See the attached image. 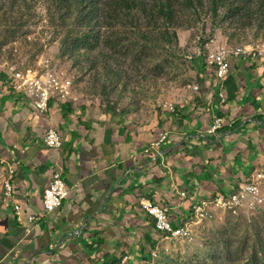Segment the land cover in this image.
Masks as SVG:
<instances>
[{"label":"crops","instance_id":"crops-1","mask_svg":"<svg viewBox=\"0 0 264 264\" xmlns=\"http://www.w3.org/2000/svg\"><path fill=\"white\" fill-rule=\"evenodd\" d=\"M230 76L225 104L215 77L208 78L203 92L175 112L166 107L145 122L95 104L53 102L40 114L0 73V264L141 261L163 240L141 203L168 207L179 226L198 202L229 194L264 171V58L236 59ZM218 118L223 128L210 133ZM49 131L61 137L60 149L46 145ZM54 173L69 193L59 209L43 214Z\"/></svg>","mask_w":264,"mask_h":264},{"label":"rangeland","instance_id":"rangeland-1","mask_svg":"<svg viewBox=\"0 0 264 264\" xmlns=\"http://www.w3.org/2000/svg\"><path fill=\"white\" fill-rule=\"evenodd\" d=\"M46 9L43 1L35 4L30 23L15 37L9 30L2 41L0 31V73L52 74L70 84L64 104L107 106L148 122L169 105L203 92V82L215 73L207 60L219 48L229 51L230 67L236 59L259 52L264 58V16L259 14L252 22L239 15L243 20L184 26L176 40H156L151 34L139 39L100 21L90 43L67 49L63 40L68 22L59 20L60 28L51 27ZM239 49L246 54L235 55ZM261 197L236 213L214 205L205 218L191 213L188 236L162 235L149 256L129 264H256L258 255V264H264V179Z\"/></svg>","mask_w":264,"mask_h":264},{"label":"trees","instance_id":"trees-1","mask_svg":"<svg viewBox=\"0 0 264 264\" xmlns=\"http://www.w3.org/2000/svg\"><path fill=\"white\" fill-rule=\"evenodd\" d=\"M39 1L48 4L51 27L60 28L59 20L68 22L63 40L67 49L81 41L90 43L91 36L101 29L100 21L115 29L125 28L139 39L151 34L156 40H176L179 29L198 22L217 25L225 19L243 20L239 15H247L252 22L258 14L264 16V0H0V31L5 34L2 41L7 31L15 37L30 23ZM233 80L229 74L225 83ZM233 91L236 88L230 86V96ZM258 256L256 264L262 260Z\"/></svg>","mask_w":264,"mask_h":264},{"label":"built area","instance_id":"built-area-1","mask_svg":"<svg viewBox=\"0 0 264 264\" xmlns=\"http://www.w3.org/2000/svg\"><path fill=\"white\" fill-rule=\"evenodd\" d=\"M228 52L226 48L221 47L207 60L208 67L215 71L214 77L219 86L218 100L221 104L227 102L225 80L231 72ZM245 54L246 51L242 49H239L235 53V55ZM258 56L261 57L262 53L259 52ZM5 75L9 88L16 95L21 96L25 101L31 104L40 114L47 113L49 106L53 102H61L69 95L70 84L68 82H59L52 74L38 76L30 72L23 73L10 69ZM168 108L170 111L175 112L173 105H169ZM223 126L224 119H216L213 127L210 129V133L221 130ZM165 139H167V135H163L161 139L153 143V145H159ZM45 143L51 149H60L62 146V139L57 132L49 131L45 136ZM13 174L14 168H10V178H12ZM263 179L264 171H259L247 180L241 182L229 194H218L210 200L198 202V204L193 206L191 213L196 217L205 218L209 215V207L213 205L235 213L250 204L256 205L262 200L261 183ZM4 186L6 196L11 197L13 188L9 180L4 182ZM68 193V188L64 183L61 173H54L49 186L43 192V214H49L59 209L64 199L68 196ZM140 206L145 213L154 219L155 229L161 235L171 238L188 236L189 223L185 222L179 226H174L169 217L170 209L168 207L158 206L151 202H143ZM15 213L18 221L21 222L22 209L20 205L15 206ZM43 214L38 216L29 215L27 217V222L32 224L36 223Z\"/></svg>","mask_w":264,"mask_h":264}]
</instances>
